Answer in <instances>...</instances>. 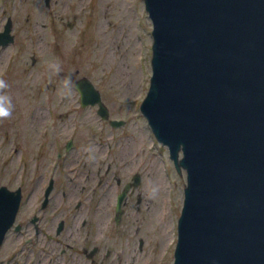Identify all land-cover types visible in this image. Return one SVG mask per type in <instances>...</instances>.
<instances>
[{
  "label": "water",
  "instance_id": "95a60500",
  "mask_svg": "<svg viewBox=\"0 0 264 264\" xmlns=\"http://www.w3.org/2000/svg\"><path fill=\"white\" fill-rule=\"evenodd\" d=\"M143 3L151 76L139 109L186 175L172 264H264V0ZM11 29L7 19L1 46ZM76 85L80 105L107 120L91 81Z\"/></svg>",
  "mask_w": 264,
  "mask_h": 264
},
{
  "label": "rangeland",
  "instance_id": "374dc122",
  "mask_svg": "<svg viewBox=\"0 0 264 264\" xmlns=\"http://www.w3.org/2000/svg\"><path fill=\"white\" fill-rule=\"evenodd\" d=\"M7 19L12 23L13 42L0 45V77L10 85L15 110L11 119L0 121L7 126L0 131V147L14 159V172H18L12 186L28 188L37 179L30 176L25 160L44 165V155L53 152L51 146L58 140L91 134L88 144H78L86 147L81 154L95 145L93 140L108 143L109 158L103 148L94 146L101 167L141 176V202L136 207L134 199L128 201L122 218L126 236L117 251L119 259L113 255L110 264H172L186 175L184 170L178 174L167 148L156 141L139 109L151 76L152 24L143 0H49L48 5L45 0H0V32ZM53 58L63 69L61 76L71 72L75 82L89 79L109 117L125 124L112 127L97 114L96 105L82 107L76 89L70 98H61L57 91L61 77L50 76L45 64ZM130 144L136 149L133 155ZM72 152L76 159L78 152ZM19 172L24 176L20 178ZM156 180L159 192L151 199ZM112 195L113 190L111 202ZM77 196L67 201L58 197V202L66 209ZM27 197L24 207L38 205L41 198L33 195L27 202ZM164 207L167 240L158 222Z\"/></svg>",
  "mask_w": 264,
  "mask_h": 264
},
{
  "label": "flooded vegetation",
  "instance_id": "af4514ba",
  "mask_svg": "<svg viewBox=\"0 0 264 264\" xmlns=\"http://www.w3.org/2000/svg\"><path fill=\"white\" fill-rule=\"evenodd\" d=\"M111 120L122 121L121 126L125 124L124 120L110 117L105 121L112 126ZM4 127L6 124L0 123V131ZM73 135L52 144L53 152L44 155V165L40 162L37 165V160L32 158L24 161L30 176L37 178L29 182L28 188L12 186L18 172H14V159L1 152L0 147V264H110L113 255L119 259L117 251L126 236L124 209L130 199H134L136 207L141 202L138 192L141 176L111 172L109 165L101 167L96 159L88 162V153H80L86 147L80 148L78 144H88L91 134L78 139ZM92 144L103 148L104 156L110 157L111 145L94 140ZM94 146L92 149L98 152ZM130 149L133 155L136 149L131 144ZM73 150L78 152L76 159L72 158ZM23 173L19 172L20 178ZM124 190L126 194L117 215V197ZM76 194V200L72 206L68 203L66 209L58 202V197L67 201ZM26 195L27 202L33 195L41 197L39 204L24 207ZM17 196L16 213L10 223Z\"/></svg>",
  "mask_w": 264,
  "mask_h": 264
},
{
  "label": "clouds",
  "instance_id": "9594fccd",
  "mask_svg": "<svg viewBox=\"0 0 264 264\" xmlns=\"http://www.w3.org/2000/svg\"><path fill=\"white\" fill-rule=\"evenodd\" d=\"M45 64L49 70L50 76L54 75L61 77L60 86L57 90L58 95L64 99L70 98L77 87L76 82L73 79V74L69 72L67 75L61 76L63 69L55 58L46 60ZM9 88L10 85L7 80L0 77V121L11 119L15 110L13 97L8 91ZM86 152L88 153V162H93L96 159L94 150L89 147L86 149ZM158 192V186L153 184L150 188L149 198L156 199Z\"/></svg>",
  "mask_w": 264,
  "mask_h": 264
},
{
  "label": "bare ground",
  "instance_id": "6f19581e",
  "mask_svg": "<svg viewBox=\"0 0 264 264\" xmlns=\"http://www.w3.org/2000/svg\"><path fill=\"white\" fill-rule=\"evenodd\" d=\"M121 69V67H120ZM155 185L158 186L159 189V184L158 181L156 180ZM160 188H161V181H160ZM165 207L160 209V216H158V222L161 223L162 227V236L164 237L165 240L168 239L169 237V223L167 222V215L165 214L164 211ZM166 242V241H165Z\"/></svg>",
  "mask_w": 264,
  "mask_h": 264
}]
</instances>
